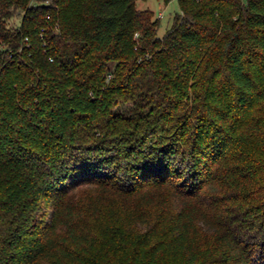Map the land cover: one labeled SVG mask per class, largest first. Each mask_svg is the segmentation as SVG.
<instances>
[{
  "label": "trees",
  "instance_id": "16d2710c",
  "mask_svg": "<svg viewBox=\"0 0 264 264\" xmlns=\"http://www.w3.org/2000/svg\"><path fill=\"white\" fill-rule=\"evenodd\" d=\"M136 1L0 0V264H264V0Z\"/></svg>",
  "mask_w": 264,
  "mask_h": 264
},
{
  "label": "rangeland",
  "instance_id": "374dc122",
  "mask_svg": "<svg viewBox=\"0 0 264 264\" xmlns=\"http://www.w3.org/2000/svg\"><path fill=\"white\" fill-rule=\"evenodd\" d=\"M136 5L141 9H151L154 12V17L159 18L157 35L160 37L171 26L175 14L179 12L178 0H169L168 2L164 0H137ZM101 202L104 206L106 205L105 202Z\"/></svg>",
  "mask_w": 264,
  "mask_h": 264
},
{
  "label": "built area",
  "instance_id": "2783aa9c",
  "mask_svg": "<svg viewBox=\"0 0 264 264\" xmlns=\"http://www.w3.org/2000/svg\"><path fill=\"white\" fill-rule=\"evenodd\" d=\"M160 16H161V14H160Z\"/></svg>",
  "mask_w": 264,
  "mask_h": 264
}]
</instances>
